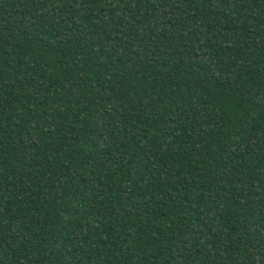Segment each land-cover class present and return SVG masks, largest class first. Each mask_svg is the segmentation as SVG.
<instances>
[{
    "label": "trees",
    "instance_id": "1",
    "mask_svg": "<svg viewBox=\"0 0 264 264\" xmlns=\"http://www.w3.org/2000/svg\"><path fill=\"white\" fill-rule=\"evenodd\" d=\"M0 264H264V0H0Z\"/></svg>",
    "mask_w": 264,
    "mask_h": 264
}]
</instances>
